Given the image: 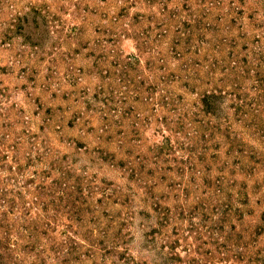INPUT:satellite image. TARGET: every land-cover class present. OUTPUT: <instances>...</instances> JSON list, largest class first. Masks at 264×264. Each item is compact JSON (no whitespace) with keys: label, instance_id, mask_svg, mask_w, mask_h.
Listing matches in <instances>:
<instances>
[{"label":"rangeland","instance_id":"rangeland-1","mask_svg":"<svg viewBox=\"0 0 264 264\" xmlns=\"http://www.w3.org/2000/svg\"><path fill=\"white\" fill-rule=\"evenodd\" d=\"M34 4L41 45L2 42ZM262 43L264 0H0V135L46 151L37 173H78L92 202L82 234L114 247L76 264H241L264 247V90L226 73ZM212 81L243 107L227 110L231 136L198 112ZM27 241L16 255L42 264Z\"/></svg>","mask_w":264,"mask_h":264},{"label":"trees","instance_id":"trees-1","mask_svg":"<svg viewBox=\"0 0 264 264\" xmlns=\"http://www.w3.org/2000/svg\"><path fill=\"white\" fill-rule=\"evenodd\" d=\"M43 9L46 7L34 4L26 12L15 16L8 23L2 42L9 43L10 40L19 36L25 37L35 46L41 45L40 39L43 35L39 30L42 28V20L45 16ZM258 49H255V56L252 60L248 58L241 61L235 60V66L229 67L226 73L227 77L234 75L232 78H250L257 90L263 91L264 44L262 43L259 51ZM139 59L140 57L137 56V62ZM239 64H244L242 70H239ZM212 82H214L213 86L196 91L199 97L198 112L209 116L211 121L215 119V127L227 136H231L228 132L230 126L221 128L226 122L231 123L227 110L232 107L237 112L243 107L235 101L227 105L226 100L233 93L224 86H220L218 82ZM195 90L197 89L193 87L192 91ZM3 95L4 91L0 93V115L3 114L2 110H5L1 105L4 102ZM164 104L170 106L171 97L167 95ZM254 125L257 126L255 133L264 138L262 123ZM10 136L9 132L0 135V233L3 231V235L0 236V264H24L15 253L19 240L23 238H27L28 241L22 246V251L41 256L40 263L42 264H48L50 250L59 258H63V264L81 262L83 256L91 257L98 253L99 248L114 253V247L106 249L107 247L92 237L91 233L84 231L82 234L86 213L92 210V202L87 198L85 191H82L83 186L78 173H72L69 170L64 172L61 165L55 161L50 163L49 169L42 171L45 174L37 173L36 168L33 170L31 168L36 165L39 158H44L46 151H40L38 155L34 151L19 152L17 143H21L22 135L15 137L14 143L8 144L7 140ZM167 139V142L159 145V155L165 148H173L172 137L169 135ZM56 173L58 175H55ZM161 220L162 224H165L170 219L166 216ZM17 223H19L18 226ZM81 235L84 236L82 240L85 245L79 238H76ZM172 246L175 248V245ZM81 248L85 251H81ZM176 254L178 255V251ZM247 256L248 254H239L238 257L243 259L241 264H264V247L259 248L254 256L250 255L248 258ZM233 262L232 257L230 264Z\"/></svg>","mask_w":264,"mask_h":264}]
</instances>
